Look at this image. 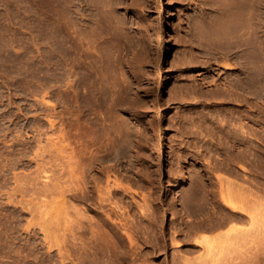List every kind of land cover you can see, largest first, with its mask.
<instances>
[{"label":"rangeland","instance_id":"1","mask_svg":"<svg viewBox=\"0 0 264 264\" xmlns=\"http://www.w3.org/2000/svg\"><path fill=\"white\" fill-rule=\"evenodd\" d=\"M226 3L0 0V264H264V0L249 100L248 57L203 33ZM220 178L243 219L215 227L185 194Z\"/></svg>","mask_w":264,"mask_h":264},{"label":"bare ground","instance_id":"2","mask_svg":"<svg viewBox=\"0 0 264 264\" xmlns=\"http://www.w3.org/2000/svg\"><path fill=\"white\" fill-rule=\"evenodd\" d=\"M213 1V0H212ZM219 1V3H222L223 4V0H218ZM256 0H227V3L226 4H224L223 6L225 7L223 10H222V12L220 11V14H219V16L216 18V19H214V22H213V24H212V26L210 27V28H203L204 30H203V33H205L206 34V38H207V34H211V36L212 37H214V38H217V37H222V35L224 34V33H227V34H229V37H228V40H229V44L230 45H232V47H231V49L233 48V52H234V58H235V60H236V62L238 61V60H240V59H242L243 60V58H245V56L246 57H248V62L246 63V64H248L247 65V67H246V69H247V72H246V78H245V82H244V84L246 85V92H245V99L246 100H249V98H250V96L252 95V88H253V86H255L256 84L254 83V80H253V72H252V67H251V63H252V58L253 57H255V55L253 54V45H255V43H253V38L255 37H253V28L255 27V24L253 23V19H255V18H253V15H252V10H254V2H255ZM65 5H66V3H65ZM212 6V5H211ZM67 8V7H66ZM211 10V9H210ZM215 10V9H214ZM256 12V11H255ZM215 16V15H214ZM216 16H217V14H216ZM213 17V16H212ZM208 18V17H207ZM259 19H260V17H259ZM208 21V20H207ZM211 21V20H210ZM228 21H229V24L232 22V25L230 24V27H229V24H227L228 23ZM253 24H254V27H253ZM76 25H78V24H76ZM227 25V26H226ZM204 26H205V24H204ZM209 27V26H208ZM72 28V27H71ZM243 28H245V32L243 31ZM74 30H75V28H74ZM74 30H73V33H74ZM78 31V30H77ZM244 33H243V32ZM67 32H69L68 31V28H67V31L65 32L66 34H67ZM80 32V31H79ZM202 32V31H201ZM256 32V31H255ZM82 33V32H81ZM65 34V35H66ZM75 34H76V32H75ZM68 35V34H67ZM66 35V36H67ZM80 35V34H79ZM84 35V34H83ZM204 35V34H203ZM228 36V35H227ZM68 37V36H67ZM210 37V36H209ZM208 37V38H209ZM211 37V38H212ZM75 38V37H74ZM205 38V37H204ZM223 39L225 38V35H224V37H222ZM213 39V38H212ZM225 39H227V38H225ZM258 39V38H257ZM214 40H216V39H214ZM219 40H222V39H219ZM73 41H74V39H73ZM217 41H218V39H217ZM226 41V40H225ZM259 41V40H258ZM221 42V41H220ZM227 43H228V41H226ZM210 43V42H209ZM208 43V44H209ZM216 44L218 43V42H215ZM215 43H213L215 46H216V44ZM167 44V43H166ZM219 44V46H221V44L222 43H218ZM218 44H217V46H218ZM210 45H212V44H210ZM223 45H224V42H223ZM225 45H226V43H225ZM228 45V44H227ZM230 45H228V47L230 46ZM168 46V45H167ZM167 46H166V48H167ZM216 46V47H217ZM219 46H218V48H219ZM215 47V48H216ZM227 47V48H228ZM256 47H258V46H256ZM223 48V47H222ZM259 48V47H258ZM224 49V48H223ZM226 50V49H225ZM256 51V50H255ZM254 51V52H255ZM233 54V53H232ZM255 54H256V52H255ZM254 55V56H253ZM257 55V54H256ZM256 61V60H255ZM254 63V62H253ZM243 66V65H242ZM253 68H255V65H254V67ZM255 70V69H254ZM256 74V73H255ZM255 76V75H254ZM257 76V75H256ZM237 78V77H236ZM257 78V77H256ZM255 77H254V79H256ZM168 79H167V77H164V79H163V81H162V85H164L165 83H166V81H167ZM257 80V79H256ZM241 80L239 81V82H235V86H234V88H235V91H237L236 90V87H239L240 85H241ZM256 83H258L257 81H256ZM243 84V83H242ZM231 86V85H230ZM233 90V89H232ZM227 91V90H226ZM239 92V91H238ZM243 93V92H242ZM255 93V92H254ZM236 94V93H235ZM234 95V94H233ZM244 99V100H245ZM233 100H234V98H233ZM252 100V99H251ZM232 101V100H231ZM218 120V119H217ZM222 120V119H221ZM225 121V120H224ZM231 122V121H230ZM234 122V121H233ZM209 123V122H208ZM226 123V122H225ZM235 124V123H234ZM240 125V124H239ZM235 126V125H234ZM233 126V127H234ZM228 127V126H227ZM211 128H214L213 126L211 127ZM232 128V127H231ZM206 129V128H205ZM212 131V130H211ZM218 131V130H217ZM226 131V130H225ZM235 131V130H234ZM215 132V131H214ZM229 132V131H228ZM233 133V132H232ZM234 134V133H233ZM236 134V133H235ZM220 135V134H219ZM232 135V134H231ZM222 136V135H221ZM252 136V135H251ZM229 137V136H228ZM229 139V138H228ZM231 139V138H230ZM237 138H236V136L234 135V140H236ZM208 140V139H207ZM215 140V139H214ZM227 141V140H226ZM251 140H250V138H248V140H247V144H248V146H247V148H248V150H247V157H249V155H251V153H250V149L252 148L251 147V142H250ZM220 142V141H219ZM232 143V142H231ZM234 144V143H233ZM240 144V143H239ZM213 145V144H212ZM229 146V145H228ZM214 147V146H213ZM235 147V146H234ZM225 148V147H224ZM161 149V148H160ZM234 151H235V149H234ZM159 152H161V150L159 151ZM225 153V152H224ZM254 153V152H253ZM233 154V153H232ZM226 155V154H225ZM241 156V155H240ZM238 158V157H237ZM252 158V157H251ZM227 161V160H226ZM208 173V172H207ZM250 174V173H249ZM231 175V174H230ZM236 176V175H235ZM222 178V177H221ZM220 178V180L218 181V186L214 189V190H212V191H210V195H211V199H208L207 197H206V195L207 194H204L203 196L202 195H200L201 193H197V192H199V190L202 188V185L201 186H199L200 187V189L196 192V191H193L194 190V188L193 189H190V190H192V192L190 193V195H189V193L188 194H185V192H184V194L187 196V197H185V201H186V203H187V207H188V209H189V212L191 213V214H193V215H195V216H197V218H198V216L199 215H201V214H203L204 212H206V211H210L208 208V205L209 204H214L215 205V207H219V206H221V205H219V203H221L223 206H225V207H228L229 209H230V215L228 216V218L227 219H222V220H219L218 221V223L215 225V227H221V226H223L226 222H227V220H235V221H241L242 219H243V216L241 215V213H240V211H239V208H238V206H235V205H233L232 204V202L233 201H239V199L241 198V195H240V192H239V187L237 188L236 186L234 187L233 186V184L232 183H230L229 181L227 182L226 180V182H227V184H226V186H223V180ZM224 178V177H223ZM209 179V178H208ZM227 179V178H226ZM247 179V178H246ZM207 181V180H206ZM198 183H200V182H197V184ZM205 183V182H204ZM208 183V182H207ZM206 183V184H207ZM203 184V183H202ZM210 184V183H209ZM190 185V184H189ZM200 185V184H199ZM253 185V184H252ZM194 186H196V185H194ZM206 186V185H205ZM212 186V185H211ZM245 187H247V186H245ZM190 188V187H189ZM196 188V187H195ZM188 189V188H187ZM203 189V188H202ZM205 189V188H204ZM235 189V190H234ZM189 190V189H188ZM248 190H250V189H248ZM252 190V189H251ZM169 191V189H164V194H165V192H168ZM202 191V190H201ZM204 191V190H203ZM207 191V190H206ZM183 195V194H182ZM243 195V194H242ZM184 196V195H183ZM243 199V198H242ZM251 200V199H250ZM220 201V202H219ZM246 201V200H245ZM243 202V201H242ZM180 203H181V201H180ZM182 203H183V200H182ZM253 203V202H252ZM184 204V203H183ZM246 204H247V202H246ZM244 205V204H243ZM252 205V204H251ZM254 205V204H253ZM242 206V205H241ZM256 206H257V204H256ZM259 206V205H258ZM183 207V206H182ZM187 207L185 208V209H187ZM224 208V207H223ZM242 208V207H241ZM240 208V209H241ZM251 208V207H250ZM254 208V207H253ZM243 209V208H242ZM258 209V208H257ZM171 210V209H170ZM261 210V209H260ZM188 211V210H187ZM249 211V210H248ZM255 211V210H254ZM188 212V213H189ZM214 212H216V211H214ZM256 212V211H255ZM246 213V212H245ZM244 213V214H245ZM187 214V213H186ZM190 214V215H191ZM248 214V213H247ZM193 215H191V217L193 216ZM250 215V219H253L254 217V215L253 214H249ZM189 216V215H188ZM195 216H193V217H195ZM246 216V215H245ZM256 217V216H255ZM196 218V217H195ZM194 218V219H195ZM217 218V217H216ZM192 219V218H191ZM252 221V220H251ZM256 221V220H255ZM205 221H199V223L197 222V227H199V228H201V227H204V225H205V223H204ZM246 222V221H245ZM254 222V221H253ZM252 222V223H253ZM257 223V222H256ZM188 225V224H187ZM251 225H253V224H250V226ZM189 226V225H188ZM256 226V225H255ZM254 227V226H253ZM228 228H230V227H228ZM241 228V227H240ZM248 228V227H247ZM250 228V227H249ZM252 228V227H251ZM237 229H239V228H237ZM237 229H235V227H231L230 228V230L229 231H227V232H223V234H221V232L223 231H221L220 232V236L218 237L219 239L221 238V239H231V238H229V235L231 234V232H233V231H239V230H237ZM241 229H243V228H241ZM264 228H261V226L259 225V227L258 226H256V229H251V230H255V233H256V236L258 237L259 235H261V233L263 232L262 230H263ZM188 230V229H187ZM191 230V229H190ZM245 230V229H244ZM235 231V232H236ZM242 231L243 230H241V233H242ZM248 231H249V229H248ZM192 232V231H191ZM237 233V232H236ZM246 233H247V229H246ZM250 233H251V231H250ZM264 233V232H263ZM186 234V233H185ZM189 234V233H188ZM233 234V233H232ZM243 234V233H242ZM242 234H241V236H242ZM245 234V233H244ZM248 234H249V232H248ZM247 234V235H248ZM192 235V234H191ZM246 235V234H245ZM240 236V235H239ZM252 236V235H251ZM251 236H250V238H251ZM263 236V235H262ZM234 237H236V235H234ZM246 237V236H245ZM254 238H255V235L253 236ZM244 238V237H243ZM249 238V237H248ZM260 238V237H259ZM258 238V239H259ZM195 239H196V237H195ZM241 239V238H240ZM239 239V240H240ZM247 239V238H246ZM246 239H245V241H246ZM252 239V238H251ZM257 239V238H256ZM218 240V239H217ZM232 240V239H231ZM234 240V239H233ZM248 240V239H247ZM221 241V240H220ZM257 241V240H256ZM258 242V241H257ZM231 243H235V242H231ZM239 243V242H238ZM243 243V242H242ZM256 243V242H255ZM227 245H229L228 243H226ZM257 244V243H256ZM259 244V243H258ZM215 245V244H214ZM213 245V246H214ZM233 245V244H232ZM195 246V245H194ZM217 246V245H216ZM259 246V245H258ZM257 246V247H258ZM225 247V246H224ZM215 249V248H214ZM213 249V250H214ZM217 249V248H216ZM207 251H208V249H207ZM206 251V252H207ZM212 251V250H211ZM260 251V250H259ZM258 255V254H257ZM260 258L258 257V256H256V260H255V263L256 264H260ZM254 263V264H255Z\"/></svg>","mask_w":264,"mask_h":264}]
</instances>
